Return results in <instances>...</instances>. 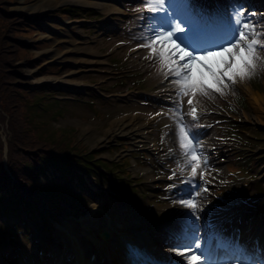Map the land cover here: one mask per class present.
<instances>
[{"label":"rangeland","instance_id":"obj_1","mask_svg":"<svg viewBox=\"0 0 264 264\" xmlns=\"http://www.w3.org/2000/svg\"><path fill=\"white\" fill-rule=\"evenodd\" d=\"M43 0H0V29L3 30V32H0V48L1 51H5L6 53L1 56L0 58V90H1V97L3 95H6L7 92L11 87L10 83L14 82H20V83H33L38 84L40 82H55L58 84H61V81L64 80V84L66 83H80L85 82L88 83V88H84L86 90H89L91 93L97 96V93L101 95L100 102H97V104L100 106V112H101V118H100V112L98 110H92L91 112L94 113V118L91 117L89 113V105H81L78 104L76 101L71 100H61V97H55L59 101L57 103L52 104V107L56 109V107H64L66 109H69L68 113L66 114V117L63 120H54L51 125L54 127H61L66 129H73L74 135H75V141L80 142L83 146H86L87 150H89L91 153H96L94 156L95 159H105L107 160L109 164V168L112 169V173L108 175H104L103 172H100L98 176L90 174V177H85V183L94 191L96 189L91 185L90 182H92L94 185H101L98 187L96 192H99L100 195L96 198H93L91 200H94L96 204H93L92 206H88L86 204V201H91L88 198V193H85V186L84 185H78L81 190V194L83 193L86 197L85 203L82 201V207L78 209V211H83L84 209L90 210L91 208H96L99 211H102L103 214H108L110 218H117L121 221V223L125 222V217L127 216V213L124 215L120 212H115L114 210H107V206L109 204L102 205L104 203L110 202V196L108 192L103 191L105 188V179L106 176H109L113 180H118L117 178L120 177V174L126 172L133 181H135V173L131 168L132 160H135V158L138 156L137 152H129V147L126 144L127 140H123V138L115 137L119 134H116L113 131V128L109 124V122L117 120L119 124L124 123V119L120 116L121 113L126 111L127 104H124L125 99H129V93L130 92H138L140 95H142L141 99L144 101L145 105L140 110L141 112H145L146 114H152L157 112L159 117L156 118V126L153 128H156V133L158 135H161L162 138L165 137L173 128H177L174 126L172 120L169 122H166L163 115V111L156 108L151 104L149 99H144L143 96L145 95L147 97L148 94L154 93L151 88L152 80H146V76H151L149 73H144L140 75H133L134 67L129 66L124 60L126 54V49L123 46H114V43L116 41H120L121 38L114 35L112 36V44L114 48L113 54L108 58L107 65L106 66H100L96 70H103L106 72V74L102 73L100 75H92V72L88 73H76L74 75L67 76V74L72 73V70L68 69L65 65H54L55 62L60 63H68V64H75L73 67H76L74 69V72L78 71L77 68L80 64H84L87 62L86 55L89 53L88 48L81 47L82 45H79L75 38V31H81L85 36L79 37V39L82 41V43H88L91 41V39L96 35V33L99 31V23L106 21L111 22L114 20L113 15L111 14H100V18L96 21H92V19H89L85 22L79 19V24H71L74 19L72 17H69V11L64 12V14H59V11L65 8V6H58V5H65V4H80L79 2H75L76 0H70V2L65 3L60 0L59 4H55L49 8V3H46L42 5L43 9L42 11H37L34 13H28L25 11H21L17 8L21 6H30L32 4L34 5H40ZM79 1V0H78ZM9 10H15L18 13H9ZM70 21V22H69ZM69 22V23H64ZM0 30V31H1ZM123 32V31H122ZM2 39H5L8 43L5 45H2L1 37ZM6 36V37H5ZM74 39V41H73ZM14 42V43H13ZM9 46V47H8ZM3 47H8L5 49H2ZM26 47V48H25ZM110 47V46H108ZM50 50H52L50 53H48ZM108 50L105 49L100 51L106 52ZM56 52H66L65 56H63L62 59L66 58V61H59L55 59L51 54ZM132 55V54H131ZM50 57V58H49ZM53 57V58H52ZM14 62V68L11 69H5L8 65V63ZM53 64L54 66L48 68L46 71L43 70L44 65ZM131 64H136L131 63ZM14 71V72H13ZM124 71H127L128 73H124ZM152 71V70H151ZM13 74V75H12ZM54 78H60L59 81H50ZM70 78V80H68ZM93 80V81H92ZM154 80H157V78H154ZM95 83V84H94ZM127 83L129 85H133L136 83L143 84L144 88L140 90L135 89H125L123 87V84ZM259 83L261 86L264 85V77L260 78ZM264 87V86H263ZM63 90V89H61ZM86 90L81 91V93H89ZM246 92L247 98L249 100L250 98V92L248 89H243ZM122 94L124 98L121 100L120 98L112 97V95ZM108 96V97H106ZM111 96V97H110ZM188 101L189 99H192L193 104L189 105V109L186 112L189 113V110L194 105H201L204 104L205 100L207 98H211L208 93H204L203 95H197L195 90L193 92H190L188 96H186ZM69 99L72 98V96L67 97ZM8 99V98H7ZM208 99V100H209ZM237 99H235L236 101ZM244 103L248 106L245 99H243ZM3 102V101H2ZM75 104V105H74ZM149 106L154 107L153 110H151ZM9 110L7 111L9 114V117L12 119H15L17 121L16 112L12 110V104L9 101L8 102ZM248 116L244 119H240L242 122L238 123L237 127L238 130L244 129L245 133L250 131H255L256 128L252 125V123H256L258 125L261 121L264 122V114H258L252 111L251 108L248 106ZM184 114V113H183ZM189 115V114H188ZM57 117H62V113L59 112ZM68 116V117H67ZM148 117H151L150 115H143V119H147ZM234 118V116H233ZM46 118H39L38 120L44 121ZM122 121H121V120ZM120 120V121H119ZM121 122V123H120ZM96 123V124H95ZM112 123V122H111ZM235 122L227 121L226 124H232ZM109 124V129L107 131ZM187 125V121L185 122ZM1 125V122H0ZM49 125V124H48ZM1 127V126H0ZM47 128V133L51 135L52 137L60 138V130H57L55 128H52L51 126L44 127ZM106 129L109 134H114L115 138L108 137L106 133H102L101 130ZM19 131V128H18ZM5 132V131H4ZM42 132H46L45 129L42 130ZM97 132V133H96ZM258 132H260L258 130ZM248 135V133L246 134ZM261 136H264L263 134H258ZM246 136H241V140L244 141L245 146L256 143H261L260 139H253L251 141L245 140ZM58 141H55V144H58ZM264 146V143L261 144ZM257 147V146H256ZM123 148L125 150H123ZM257 149V148H256ZM132 155H128L131 154ZM243 153L248 155H254L257 156V164L254 167L253 163L251 164V167H247V171L249 174H252L253 176H256L255 180L252 184H250L248 190H249V197H254L255 191L264 193V149H259L256 151V154H253L254 152L252 149H250V152L247 150L243 151ZM77 151H74L72 154L69 155L76 157ZM259 154V155H257ZM128 158L127 160V166L120 164V160L123 158ZM231 156H227L226 158L229 159ZM73 161V160H72ZM71 161V163H72ZM243 161V160H242ZM249 161V160H247ZM244 161V162H247ZM261 166L258 167V165ZM239 165H246V163H236ZM63 167V165L59 164ZM249 169V170H248ZM52 169L47 172L46 178H40V180H43L42 185H45L47 183V179H51L52 177L56 178L57 173L50 172ZM96 171V170H95ZM117 175V176H116ZM149 179H142V182H146ZM58 185L61 184L60 181H55ZM127 183V182H125ZM144 186V190L149 191L150 183H142L140 184ZM122 188V187H121ZM79 190V189H78ZM102 192H105V198L103 202L99 203L95 199H103L101 198ZM79 194V193H78ZM80 195V194H79ZM130 199H134L137 201H140V203H143L145 205L146 203L142 202L137 194H129ZM151 199V198H149ZM153 199V198H152ZM43 201V200H42ZM261 201V200H260ZM115 204H118L115 202ZM149 205V204H148ZM39 206L41 210H44L45 205L42 202H39ZM130 210H135V208H132L130 205H124ZM264 207V204H263ZM163 208V204H152L147 206V209H151L153 211H158ZM66 210L65 208H63ZM88 214V213H87ZM86 214V215H87ZM98 215L93 214L92 216ZM139 218L144 221V217L141 216L140 212L136 214ZM3 216V215H1ZM125 216V217H124ZM5 218L0 219V231L3 233L0 235V257L1 254L7 258L6 264H38L37 260L34 257V252L37 247L36 244L33 245V251L31 253V249H26L27 247L22 243V241H26L29 237V234L27 231V228H23L19 222H17L14 218L9 217L8 215L4 216ZM61 220L64 221L62 225L58 224V227L54 226L53 231L50 233V237L54 240V242L58 245H60V242L56 239L57 235L54 237V233L56 229H61V227L66 223H74L80 219L77 220H69L67 215L61 214ZM123 217V218H121ZM145 222V221H144ZM102 225V224H101ZM124 226V225H123ZM27 227L30 229V223H28ZM125 227V226H124ZM15 228V233H13L14 238L12 237V230ZM136 233L141 232V228H134L131 230ZM24 233H27V235H23ZM32 237V236H31ZM33 239V237H32ZM9 240V242H7ZM34 240V239H33ZM54 242L50 244L51 246L55 245ZM47 249L50 250L51 247L47 246ZM60 247V246H59ZM59 249V248H58Z\"/></svg>","mask_w":264,"mask_h":264},{"label":"snow or ice","instance_id":"obj_2","mask_svg":"<svg viewBox=\"0 0 264 264\" xmlns=\"http://www.w3.org/2000/svg\"><path fill=\"white\" fill-rule=\"evenodd\" d=\"M144 5L146 11L155 15L147 18L150 34L140 46L149 49V58L159 62L166 79L169 75L174 77L171 83L177 86L176 94L181 99L197 87L192 76L197 65L207 69L215 84L225 87V81L234 84L237 76L241 80L251 76V72L237 68L236 61L239 58L244 68L255 69L253 61L259 59L256 53L264 49V39H261L264 28L257 30V24L264 25V16L259 21L253 20L254 13L246 14L244 7L237 5L229 13V23L219 24L190 10L184 0H144ZM215 56H220L226 65L218 72L205 63ZM230 72L233 75L230 76ZM199 87L204 89L211 85L201 80ZM215 91L219 92L220 88ZM188 104H193L192 99ZM188 114L196 119L197 109L191 107ZM176 127L184 155L181 172L188 166L191 172L188 178L181 180V184L188 185V190H182L173 201L188 211L181 212L173 235L172 247L180 259L169 261V264H250L253 261L254 264H264V251L255 259L235 238L224 236L213 224L201 225L203 209L198 197L208 189L194 183V179L198 171L203 178L207 158L199 151L196 134L184 123L182 115H178ZM140 255L135 247L130 248L129 264H140Z\"/></svg>","mask_w":264,"mask_h":264},{"label":"bare ground","instance_id":"obj_3","mask_svg":"<svg viewBox=\"0 0 264 264\" xmlns=\"http://www.w3.org/2000/svg\"><path fill=\"white\" fill-rule=\"evenodd\" d=\"M62 2L68 3L70 0H62ZM75 2L81 3L82 1L76 0ZM42 3L43 4L40 5L32 4L30 6H21L17 9L28 13H34L39 10H44L42 5L49 3L47 7L49 8L55 4H59L60 0H43ZM108 8L114 13H119V10L113 5H108ZM110 28L113 27L110 26ZM51 51L52 50H50L48 53ZM65 54L66 52L61 53L54 51L51 56L59 61H66V58L62 59ZM242 89L247 88L242 86ZM249 101L253 104L254 109L258 113H264V98L256 93L250 92ZM110 125L115 133L119 132L121 128L125 126L124 123L119 124L117 120L110 123ZM131 128L136 131L138 130L139 126L132 125ZM153 146L154 145H149L150 148ZM101 214L102 213H98V215L91 216L90 220H88L86 223H81L79 232L75 230L71 231L70 229L64 233L59 231L60 236L63 235L62 237H65L66 234L68 246L65 247V241L62 240L61 245L63 248L65 247V249L60 251L57 256L51 257L52 263L48 264H127L123 257L125 254V248H123L124 242L136 244L138 237L143 239L146 237L142 235L126 233L128 230L125 228L123 230L121 227L115 226V223L109 222V224L108 221L112 219L108 218V220L106 219L104 221L107 216L104 218ZM103 231L107 233L108 238L106 240L101 236ZM41 260H43V256H41Z\"/></svg>","mask_w":264,"mask_h":264},{"label":"trees","instance_id":"obj_4","mask_svg":"<svg viewBox=\"0 0 264 264\" xmlns=\"http://www.w3.org/2000/svg\"><path fill=\"white\" fill-rule=\"evenodd\" d=\"M6 52L5 51H0V58L3 56Z\"/></svg>","mask_w":264,"mask_h":264}]
</instances>
